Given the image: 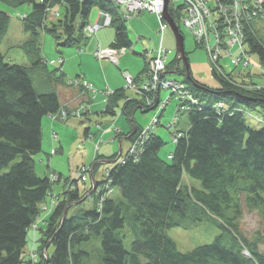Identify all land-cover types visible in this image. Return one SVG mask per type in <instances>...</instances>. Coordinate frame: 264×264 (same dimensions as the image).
<instances>
[{"label": "trees", "instance_id": "1", "mask_svg": "<svg viewBox=\"0 0 264 264\" xmlns=\"http://www.w3.org/2000/svg\"><path fill=\"white\" fill-rule=\"evenodd\" d=\"M0 2L11 8L25 4L31 7L21 17V24L27 35L22 47L32 59L25 66L6 61L0 51V264H264V250L260 249L264 235L248 239L239 224L243 206L257 210L264 220V86L254 82L241 85L233 77L228 82L214 71L220 85L210 87L200 82L207 91L190 86L202 92L201 98L207 102L201 109L187 111L188 129L181 131L167 158L159 157L165 142L153 132L143 139L137 154L113 153L106 157L112 163L106 169L107 180L111 188L118 189L120 200L111 195L112 190L107 194L104 179H94L82 194L76 180L71 179L74 189L65 188L57 195L53 209L40 221L41 204L51 192L52 183L63 176L56 174L55 181L51 180L55 174L38 176L34 156L42 147L43 117L63 109L56 85L66 82L64 71L54 67L50 88L37 91L34 87L29 68L46 67L39 54L40 35L50 33L57 46L77 45L87 39L82 30L95 7L109 15L115 34L111 48L133 44L126 18L109 0ZM58 5L63 8L61 16L47 24L52 16L49 10ZM10 18L0 8V43ZM243 28V46L247 43L249 50L244 49L248 55H258L264 70V43L249 26ZM173 65L167 64L166 73L180 71ZM146 71L147 66L136 78L133 76L134 82L140 83ZM149 96L151 102L146 104L141 98L128 97L124 88L115 89L106 97L104 113L115 115L114 108L123 100L119 114L130 119L138 108L148 110L158 102V92ZM218 102L227 105L219 107ZM250 111L261 114L254 116L261 121L260 128L247 124L244 113ZM135 125L136 132L129 140L141 132V126ZM133 130L132 125L127 133L120 131L117 135L128 136ZM83 132L84 138L91 136L88 126ZM97 158L101 159L98 153L91 176L95 175ZM64 180L66 186L68 177ZM194 180L199 186L193 184ZM87 196L93 198V207L68 216L70 206L85 201ZM206 217L217 222L222 233L205 245L180 252L165 233V229ZM30 230L32 244L26 248ZM128 233L132 236L130 248L124 246ZM95 238L100 239L99 255L98 249H89ZM49 245L52 252L47 251Z\"/></svg>", "mask_w": 264, "mask_h": 264}, {"label": "rangeland", "instance_id": "2", "mask_svg": "<svg viewBox=\"0 0 264 264\" xmlns=\"http://www.w3.org/2000/svg\"><path fill=\"white\" fill-rule=\"evenodd\" d=\"M230 1L231 0H228L224 3V5L228 4ZM184 2V0H164L161 9L155 11V9L152 10L146 6L147 8L145 7L143 11H139V13L134 14L133 16L128 18L123 16L124 12L120 11V4H117L116 2L114 3L115 5H117L121 17L127 19L126 23L133 44L132 47H122L120 49H125V51H127L126 55H131L133 56V58L139 57L141 60H144L143 51H145V48H147L148 54L149 52H151V49H153V55H151L146 60L147 71L151 67V65L153 66L154 64H158L159 67L162 66L159 62L156 61L159 60V57H157L158 54L164 53L165 55H163L161 58L163 59L165 66H163L164 70L160 74L163 76L161 78L166 79V81H172L171 85L174 84L178 88L175 91H178L181 95V98L180 96L179 98H176L171 90L172 88H161L158 92V104L156 103L155 106H152V108L148 109L146 112H142L143 110L138 108L136 111H134V113H132V118L137 125L141 126V131L146 129L149 132H153L161 137V139H163V141L165 142L164 145L160 148V158H167V155L170 154L173 150V147L175 145V138H173V136L175 135V133L178 132L179 129L180 132L182 130L185 131L188 129V116L186 114L187 111L191 110L192 107L201 109V107L204 106V104H206L207 102V100L204 101L201 98L202 92L199 93L197 91H194L190 89V86H193L194 89H197L199 91H207L205 85L201 83H204L210 87L220 85L213 71L228 82H232L230 80V77H233L234 82H240L239 84L241 85H249L250 83L254 82L257 83L258 86H264V70L263 66L260 63V60H258V55L256 53L252 52L249 53V55L246 53V56L248 55L249 63L239 66L238 63L233 62L231 57L229 56L230 50L238 51L237 45L231 44L230 46H226V44L221 40L216 41L214 40L215 37L210 38V36H213L211 35V32L215 30V24L218 23V20L216 19L218 18V11L215 8V6L217 7V0H202V5L200 4V0H191L190 6L191 4L194 5V11H190V9H188V4L186 5ZM165 3H167L166 10L168 11V14L172 17V20L178 27V31H180L183 36L185 52L184 56L186 61H183L181 57L179 58L180 54L176 53V42L173 31H171V28L169 27V22L164 19ZM0 8L2 10H5L11 17L7 27L8 29L5 32V35L3 36L0 43L1 53L3 54L6 61L8 60L10 62L19 63L25 66L30 65L32 61L31 55L29 53H26L25 49L22 47L23 43L27 40V35L23 31L21 17L27 11H29L31 7L28 4H25L19 5L15 8H11L6 6L5 4L3 5V3L0 2ZM98 10L99 9L95 7L91 10L88 18V24H95L93 23L92 14L97 13ZM207 10L208 13L206 12ZM62 11L63 8L59 5L50 9L49 15L52 16L48 17L47 24L50 22V19L58 18L59 16H61L60 13ZM159 11H161L162 13V20L160 19V21L158 17ZM245 11H247L248 13H252L254 12V9L252 7L248 9L245 8ZM197 13H200L198 18L202 19V25L204 27L203 30L208 33V43H210V47L208 50L204 41H201L199 38L198 40L196 39L197 36L195 33V29L197 28L186 25V22H184L183 20V18L185 19L187 15ZM150 14L155 16L154 19L156 21V28L154 26L155 29L153 31L151 29H148V23L149 25L151 24V22L149 21L151 20V17H149ZM251 15H253V13ZM147 17H149V20ZM225 18H227L229 22V17L225 16ZM261 18L252 16L247 23H244L243 26H249L255 33L256 37L264 43V18ZM101 19H103V15ZM224 22H222V24ZM164 24L167 26L162 30L161 27ZM111 29L107 26L102 27L99 30L100 36L97 34L98 38L104 41L110 39L111 36L108 32L112 33ZM138 32L144 33L143 37H139L137 35ZM87 35L88 42L96 39V36L93 34ZM244 35L245 34L243 31V36ZM40 37L39 48L41 49L39 51V54L43 57V59H45L46 67L44 69H42L40 66L33 69L29 68L31 81H33V85L36 90L40 91L50 88L52 84L50 72H52L51 70H53V68L57 66L52 65L53 63H51L50 60L56 62V60L61 56L62 58H64V60L63 63L60 64V68L64 70L69 76L67 77L66 75L65 83L69 84L70 86L77 87L78 89H82L78 85L75 86L73 84V81H75L74 79H77V81L79 82H82V80H89L83 77V75H71L75 70L81 69L80 63L74 58L71 60L69 66H65L66 64H68V57L71 56L72 52L75 53L74 50L76 48L69 49L66 46H57L55 38L50 33L43 32ZM215 41L218 42V45L220 47V49L218 50H215L218 45L213 49L211 48L212 46H215ZM231 41H233V39H231ZM83 42L84 41H80V43H78L77 45L80 46V48H87L88 42L86 44H84ZM103 47L110 49L109 42H107L106 45H103L101 49H104ZM244 48L249 50L247 43L244 44ZM96 49L92 51V56H94V59H96L97 61L106 59L105 61L109 63L108 66H105L106 72L110 74H113V72H115L116 74H118L117 76L120 77V83L121 86L125 89L126 95L131 98L137 97L144 100V97H142V95L140 96L138 91H135L136 89L132 90L129 87H125L126 84L123 73L126 72V74H131L128 71H123L124 63L122 62V60L119 66L118 61L114 62L106 57L98 58L94 53ZM132 50H134V52H132ZM212 51L213 53H217V58L211 59L210 53H212ZM63 52L64 55L62 54ZM133 53L134 55H136L134 56ZM33 54L35 55L36 51H34ZM132 60L133 59L130 58V61L126 60V62L128 65H130L131 69H135V65L131 62ZM174 61H176V65L174 64ZM116 64H118V66ZM167 64H174L175 68H178L179 66L180 71L178 73H175V69H173V71L166 73ZM67 67L69 68V71ZM230 73L232 75H229ZM143 75H146V73H144ZM194 80L201 83L199 84ZM185 81H187L188 84ZM132 83L136 88H138V85H141V83L137 84L134 81H132ZM93 86L95 87L94 84ZM96 90V87L93 93L92 91L88 90V92L90 93L89 97L92 100L88 102L83 100L81 102L82 106L79 105L73 108L70 107V109L62 107L64 111L63 120L47 115L43 117L41 121L43 134L41 140L42 147L41 151L36 153L34 156V166L36 173L38 174V176L44 177L45 174L51 176L54 174L56 175L58 172H61L64 177L63 179L61 178L52 183L51 192L45 197V201L41 204L42 211L38 218L40 221H42V219L46 217L47 208L45 206H49V204L50 206L51 204L54 205L57 195L65 190L66 186H64V178L68 177L69 182L71 179L76 180V177L78 176L77 172H79L80 169L86 170L85 174H87V176H85V183L81 181L77 182V185H79L80 194H82L84 191H82L84 184L86 186H90V182H92L94 179L96 181L104 179L107 181L104 187H106V189L109 188L107 194H111L112 190L113 192L111 195L116 200H120L121 198V194H119L118 189L111 188L107 180L106 169L110 167L112 163L108 162V159L106 157L113 153H119L123 155L127 153L135 155V153L140 150L139 148H141L143 142L140 143V141L137 140L136 137H134L135 135L133 136L132 140H129L128 138L133 134H128V136H124V134L123 136L122 134L117 135V133H119L120 131L122 133H127V131H129L130 127L132 126V122L128 117H126L124 114H119L121 110L119 108L121 107L123 100L119 101L118 105L114 108L116 112L115 115L104 113L106 105L103 107L98 98H95L96 100H94ZM105 92L106 94H109L113 91L111 89H106ZM97 95L98 94H96V96ZM209 96L210 95H208V98ZM209 100L210 98L208 99V101ZM162 103L164 105L161 107ZM224 105L227 104L218 102L219 107H222ZM85 109L86 113L81 114L85 112ZM244 114L247 124H249L252 128L256 129L262 126L261 121L257 120L254 117L255 114L259 113H257L256 111H250L245 112ZM259 116H261V114H259ZM44 118H47L46 121L50 125L44 123ZM85 126H88L90 128L91 136L84 138L83 130ZM176 129L178 130L175 131ZM60 144H62L61 150L59 147ZM53 149H55V152L52 153L51 150L53 151ZM97 153L101 156V159L97 158V160L95 161V163H98L97 169L94 173L95 175L91 176L93 175L92 172L94 167V164L92 162L94 161ZM134 157L136 160V156ZM69 182H67L66 185ZM192 182L193 184L199 186L197 180H194ZM92 205L93 198L91 196H87V199H85V201L80 202L77 205L70 206L68 210V216L72 215L73 213H77L81 208H91L93 207ZM239 221L241 230L244 232L245 236L248 239L253 238L257 234L264 235V220H262L260 213L257 210H247L245 206H243V214ZM165 233L173 240L174 244L180 252H186L188 250H192L198 245H205L212 242L215 237L218 236V234L222 233V229L220 228L219 224L212 218L206 217L192 224L190 223L183 226H174L173 228L165 229ZM126 237L127 238L124 241V246L130 248L129 246L130 242L132 241V236L130 233H128ZM27 241L28 242L26 248L32 244L31 230L28 233ZM90 243L91 244L89 246V249H98L99 255V253H101L100 239H92V242ZM260 249L264 250L263 243L260 245ZM47 251L52 252V245H49ZM96 253L97 252H94V255Z\"/></svg>", "mask_w": 264, "mask_h": 264}, {"label": "built area", "instance_id": "3", "mask_svg": "<svg viewBox=\"0 0 264 264\" xmlns=\"http://www.w3.org/2000/svg\"><path fill=\"white\" fill-rule=\"evenodd\" d=\"M112 2H116L117 4H120V11L124 12L123 16H125L126 18L133 16L134 14L139 13V11H143L145 9V7H149L150 9H161L162 5H163V1L164 0H156V1H151V0H110ZM185 4H188V9L193 10L194 11V5L191 4L190 6V1L191 0H184ZM228 0H217V7L215 6V8L218 11V18H216L218 20V23L215 24L214 27V31L211 32L210 38H214V40L219 41L221 40L222 42H224L226 44V46H230L231 44H235L237 45V50L238 51H234V50H230V54L229 56L231 57L233 62L238 63V65H246L249 63L248 60V55L246 56V50L243 48V31H244V23H247L250 19V17L254 16V17H263L264 18V0H231L228 4H225V2H227ZM156 2V3H154ZM169 2V1H168ZM200 4L202 5V0H200ZM190 6V7H189ZM204 6V5H203ZM252 7L254 9L253 15H251L252 13H248L247 11H245V8H250ZM146 7V8H147ZM242 7V8H241ZM185 11V10H184ZM189 11V12H190ZM208 13V10L206 11ZM199 14H189L185 17V19L183 18L184 22H186V25H189L191 27H196V39L198 40V38L201 41H204L206 44V48L207 50L210 47V43H208L209 39H208V33L205 32V30H203V23H202V19H199ZM158 17H159V21L160 19L162 20V13L161 11L158 12ZM224 16V17H223ZM225 16L229 17V22L227 20V18H225ZM109 16L107 14L103 15V19L101 21V23H95L93 25H90L88 27V30L91 31H96L98 29L101 28V26L104 25H108L109 23ZM225 21V22H224ZM222 22H224L222 24ZM165 23V22H164ZM167 25H162L161 29L163 30ZM231 39H233V41H231ZM215 41V46H212L211 48H215L218 45V42ZM208 43V44H207ZM222 45V44H221ZM220 49L219 45L215 50ZM125 52V49H116V48H104L101 49L100 47L96 49L95 56L98 58H108L111 61L117 62L119 57L121 55H123ZM163 54H158L157 57H159V60H157L156 62H159L162 66L159 67L158 64H154L153 66L151 65V67L148 69V71H146V75H143L141 80V85H138V88H136L132 81H134L133 76L123 73L124 76V80H125V87H129L130 89H136L135 91H138L139 95L142 97H144V102L150 103L151 102V97L149 96V93H152L154 91L158 92L159 89L164 88V87H168V88H172V92L173 94L176 96V98H181L180 93L175 90H177L178 88L172 84L170 80L166 81V79L161 78L163 77L161 74V72L164 70L165 64L163 59L161 58ZM234 56V57H233ZM210 57L211 59H215L217 58V53H210ZM161 58V59H160ZM63 58L60 57L59 59L56 60V62H53V60H50L51 63H53L52 65H57L55 68L61 69L60 68V64L63 63ZM241 62V63H239ZM75 81H73V84L76 86L78 85L79 87L82 88V90H90L92 91V93L95 91L94 86L88 82L87 80H82V82L77 81V79H74ZM164 104H161V107ZM64 111L63 109L59 112V114H55L52 115L51 117H58L60 119L64 118ZM157 122V121H156ZM155 123V121H154ZM175 127V126H174ZM177 131V129L175 130ZM149 131H147L146 129H144L143 131L140 132V134H138V137H136L137 140L140 141V143H142L145 137H147ZM181 133L178 131L175 133V135L173 136V138H175V141H177V139H179ZM140 149V148H139ZM133 150V149H132ZM137 151V150H136ZM135 152V151H134ZM139 151H137L135 154H137ZM86 170L84 169H80L79 172H77V177H76V183L81 181L84 182L86 181V177L87 174ZM57 179V176H51V180L55 181ZM69 182V181H68ZM66 189H74V186L71 182H69L66 185ZM57 200V197H56ZM55 200V203H56ZM51 206H53V204H51ZM45 208V207H44Z\"/></svg>", "mask_w": 264, "mask_h": 264}, {"label": "crops", "instance_id": "4", "mask_svg": "<svg viewBox=\"0 0 264 264\" xmlns=\"http://www.w3.org/2000/svg\"><path fill=\"white\" fill-rule=\"evenodd\" d=\"M101 17H102L101 10H98L97 13L92 14L93 23L100 22ZM149 17H151L150 18L151 20H149ZM149 17H147V18L151 22V24L149 25V23L147 21L146 22L148 23V29H151L153 31L156 28V21L154 19L155 16L150 14ZM125 23H126V21H125ZM90 24H92V23H90ZM126 25H127V23H126ZM105 26L109 27L110 29L113 28V26H111V25H105ZM154 26H155V28H154ZM102 27H104V26H102ZM100 29L96 30L94 33H91V34L96 36V39H94L93 41L88 42L87 39L83 40L84 44H86L88 42L87 48H83V47L80 48V46H78V45L68 47L69 49L70 48H76V49L75 50L73 49L75 53H73V52L71 53V56L68 57L69 58L68 64H66L65 66H69L71 60L74 58L80 63L81 69L75 70L73 72L74 74L72 73L71 75H73V76H78V75L82 76L83 75V77L87 78L92 85L94 84L95 87L97 88L96 94H98L97 96L95 94L94 100H96L95 98H98L100 103L104 107L106 102H107V99H106L107 96H106L105 90L111 89L112 91H115V89H121L123 87L121 86V83H120V77L117 76L118 74H116L115 72H113V74L106 72L105 66L109 65V63L107 61H105L106 59L97 61L96 59H94V56H92L93 55L92 51H94V49H96L97 47L101 48L103 45H106L107 42H109V46L111 47V44L115 38L114 28H113V29H111L112 33L108 32L111 36L110 39H108L106 41L100 40L97 36V34L100 36V33H99ZM127 29H128V26H127ZM128 33H129V29H128ZM137 35L139 37H143L144 33L138 32ZM130 38H131V36H130ZM131 40H132V38H131ZM152 51H153V49H151V52H149V54H148L147 48H145V51H143L144 60H141L139 57L133 58V56H131V55L129 56L128 54H127L128 55L127 56L126 55L127 51H125L124 54L122 56H120V58L118 59V64L120 66V63L122 60V62L124 63L123 64L124 65L123 71H125V70L128 71L131 74V76H134L136 78L141 73V71L143 69H145L147 58H149L151 55H153ZM132 52H134V50H132ZM62 54L64 55V52ZM133 55H134V53H133ZM130 58L133 59L131 62L135 65V69H131L130 65H128L126 62V60L130 61ZM118 64H116V65L118 66ZM68 71H69V68H68ZM71 71H73V70H71ZM122 72H121V75H122ZM66 75H67V77H69L68 74L64 71L65 79H66ZM56 90H57V94H58V100L60 101V104H61V108L64 107L66 109H68V108L70 109V107L73 108V107H77L79 105L82 106L81 102L83 100L87 101V102L92 100L89 97L90 93L88 91L83 90L81 92V89H78L77 87H74V86H70L67 83H61L60 85H56ZM94 100H93V102H94ZM89 103H91V102H89ZM92 112H94V111H92ZM44 119H45L44 123L48 124L46 121L47 118H44ZM48 125H50V124H48ZM41 134H42V129H41ZM122 136H123V134H122ZM59 147L61 150L62 144H60ZM51 152H52V150H51ZM57 174H61V172H58ZM89 187H90L89 185L86 186L84 184L82 191L87 190V188H89ZM45 207L47 208V210H46V216H47L48 213L53 208H52V206H50V204H49V206L47 205ZM36 234H35V237L38 235V234L37 235Z\"/></svg>", "mask_w": 264, "mask_h": 264}, {"label": "water", "instance_id": "5", "mask_svg": "<svg viewBox=\"0 0 264 264\" xmlns=\"http://www.w3.org/2000/svg\"><path fill=\"white\" fill-rule=\"evenodd\" d=\"M166 4L167 3H165V6H164V10H165L164 11V19L169 22L171 31H173V35L175 37V42H176V53L180 54L179 58L181 57L183 61H186L185 56H184L185 52H184L183 36L180 33V31H178V27H177V25H175V22L172 20V17L168 14V11L166 10ZM146 111L147 110H143L142 112H146ZM130 119L132 120V125H133L134 130L129 135H132L136 132V129H135L136 125L134 123V119L132 118V116L130 117ZM64 214H65V212H64Z\"/></svg>", "mask_w": 264, "mask_h": 264}, {"label": "bare ground", "instance_id": "6", "mask_svg": "<svg viewBox=\"0 0 264 264\" xmlns=\"http://www.w3.org/2000/svg\"><path fill=\"white\" fill-rule=\"evenodd\" d=\"M262 19V18H261ZM90 25L89 24H87L84 28H83V30H82V33L87 37L88 35L87 34H89V35H91V33H93V32H95V31H89L88 30V27H89ZM174 122V121H173ZM175 124V123H174Z\"/></svg>", "mask_w": 264, "mask_h": 264}]
</instances>
